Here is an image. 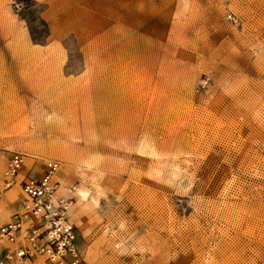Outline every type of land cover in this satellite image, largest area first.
Instances as JSON below:
<instances>
[{"label": "rangeland", "instance_id": "1", "mask_svg": "<svg viewBox=\"0 0 264 264\" xmlns=\"http://www.w3.org/2000/svg\"><path fill=\"white\" fill-rule=\"evenodd\" d=\"M13 151L99 190L82 264H264V0H0V183Z\"/></svg>", "mask_w": 264, "mask_h": 264}, {"label": "built area", "instance_id": "2", "mask_svg": "<svg viewBox=\"0 0 264 264\" xmlns=\"http://www.w3.org/2000/svg\"><path fill=\"white\" fill-rule=\"evenodd\" d=\"M28 157L13 151L0 183V198L17 184L23 192L21 210L0 223V264H82L74 199L60 190L61 161L47 159L22 174Z\"/></svg>", "mask_w": 264, "mask_h": 264}, {"label": "bare ground", "instance_id": "3", "mask_svg": "<svg viewBox=\"0 0 264 264\" xmlns=\"http://www.w3.org/2000/svg\"><path fill=\"white\" fill-rule=\"evenodd\" d=\"M140 153H152V146L150 144V141L145 140V141H141L139 143L138 149H137ZM88 169V166H86L85 164L77 167L75 169V173L77 176L83 178L85 176V170ZM61 183V181H60ZM61 184H60V190L63 193V195L65 196H69L70 194L68 193V189H70V187H72V192L73 195L75 196V198L78 200V203L80 205L86 206L87 204H91L92 206H96L99 202V197H100V192L97 189H94V192H92V190L88 187H86L83 184H78V185H72V186H68L67 183L63 182V187L61 188ZM4 193H2L1 195H3ZM2 197V196H1ZM74 199V197H73Z\"/></svg>", "mask_w": 264, "mask_h": 264}, {"label": "crops", "instance_id": "4", "mask_svg": "<svg viewBox=\"0 0 264 264\" xmlns=\"http://www.w3.org/2000/svg\"><path fill=\"white\" fill-rule=\"evenodd\" d=\"M63 182H66V181H65V180H62V183H61L62 186H61V188L63 187ZM67 185H68V184H67ZM68 190H69V189H68ZM69 191H70V190H69ZM63 193H64V192H63Z\"/></svg>", "mask_w": 264, "mask_h": 264}]
</instances>
